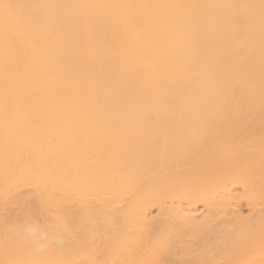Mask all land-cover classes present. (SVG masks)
Masks as SVG:
<instances>
[{"label": "bare ground", "instance_id": "1", "mask_svg": "<svg viewBox=\"0 0 264 264\" xmlns=\"http://www.w3.org/2000/svg\"><path fill=\"white\" fill-rule=\"evenodd\" d=\"M0 264H264V0H0Z\"/></svg>", "mask_w": 264, "mask_h": 264}]
</instances>
